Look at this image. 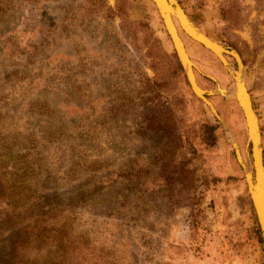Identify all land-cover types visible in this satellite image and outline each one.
Instances as JSON below:
<instances>
[{
  "label": "rangeland",
  "instance_id": "1",
  "mask_svg": "<svg viewBox=\"0 0 264 264\" xmlns=\"http://www.w3.org/2000/svg\"><path fill=\"white\" fill-rule=\"evenodd\" d=\"M178 1L239 55L264 164V0ZM174 21L218 117L152 0H0L3 238L56 264H264L237 60Z\"/></svg>",
  "mask_w": 264,
  "mask_h": 264
},
{
  "label": "water",
  "instance_id": "2",
  "mask_svg": "<svg viewBox=\"0 0 264 264\" xmlns=\"http://www.w3.org/2000/svg\"><path fill=\"white\" fill-rule=\"evenodd\" d=\"M153 4L155 5L159 16L161 17L163 24H166L165 27H169V24L167 23V21L169 20V17L171 15L175 16L180 25L184 28V32L190 36L189 38H193L198 40L199 42H201V44L204 47H209L210 50H212L213 52H215V54H219L216 50L214 46L211 45V41H209V37H205L201 35V32L199 31V27L196 26L197 31H190L189 29H187V26L183 23L181 16L179 14L180 12V3L178 0H152ZM170 10V13H169ZM201 30V29H200ZM169 32V37H171L172 41H173V47L175 50V53L177 55L178 61L180 63V65L182 66V68L184 69L185 73H186V65L184 64L183 60H182V56H181V52L183 51V48L180 45V42L176 36L175 32H172L170 30V27L168 29ZM182 50V51H181ZM227 52H231L228 49L225 50V54H228ZM243 66V63H242ZM226 67V66H225ZM227 68V67H226ZM239 69V66H238ZM187 76V75H186ZM188 79V77H187ZM188 82L190 84V87L193 89V93H195L196 95H198V93L194 90V87L192 86V84L190 83L189 79ZM191 89V90H192ZM194 94V95H195ZM195 95V96H196ZM211 94L210 92L205 93L204 98L207 99V97H209ZM198 97V96H196ZM199 99H201L211 110L212 112L215 114V116L218 117L216 111L213 109V107L211 106V104L209 102H205L203 100V98L198 97ZM208 100V99H207ZM236 100V99H235ZM236 102L241 105L242 110L246 116V120H247V128H248V133H249V137H248V144L251 148V171H246L245 170V179L247 182V186H249V196L255 211V215H256V219H257V223H258V227L262 236V241H263V245H264V187H262V182H263V175H262V165H261V155L259 154L258 148H257V139L255 136V132H254V125L250 123L249 117L246 114V109L245 107L242 105L240 100H236ZM221 121V120H220ZM222 122V121H221ZM222 124H224L222 122ZM235 150H236V145H234ZM263 155V153H262ZM236 156H237V150H236ZM238 159V157H237ZM241 166H243L240 163ZM244 168V166H243ZM248 172H250V176Z\"/></svg>",
  "mask_w": 264,
  "mask_h": 264
},
{
  "label": "bare ground",
  "instance_id": "3",
  "mask_svg": "<svg viewBox=\"0 0 264 264\" xmlns=\"http://www.w3.org/2000/svg\"><path fill=\"white\" fill-rule=\"evenodd\" d=\"M179 7L181 9L180 12H179V14L181 16V19H182L183 23L187 26V29H189L190 31H197L198 29L196 28L195 24L186 15V13L184 12V10L181 7V5ZM169 13H170V10H169ZM174 20H176L178 22L179 27L182 29L183 32H184V28L180 25L178 19L175 16L171 15L169 17V20L167 21V23L169 24L170 30L172 32H175L176 33V36H177V38H178V40L180 42V45L183 48V51L181 50L182 51L181 52V56H182V60H183L184 64L187 67L186 68V75H187L190 83L194 87V90L198 93V95H196L195 93L194 94L196 96L200 97V98H203V100L205 102H208V100L204 98V95H205L206 91L202 90L199 87V85L197 84V82H196L195 75H194V72H193L194 64L192 63V61L189 58V55H188L187 50L185 48V45H184V43H183V41H182V39L180 37V34H179V32H178V30H177V28L175 26V23H174L175 21ZM165 25L166 24H164V26ZM169 27H167V26L165 27L166 30H167V32H168ZM199 31L201 32V35L202 36H205V37L207 36L200 29H199ZM168 34H169V32H168ZM188 37H190V36H188ZM170 39H171V37H170ZM191 39L194 40V41H196L200 45H202L201 42H199L198 40L193 39V38H191ZM208 39H209V41H211V45L215 47L216 50H214V51H217L219 54L218 55L215 54V52H213L212 50H210L209 47H204L203 45L202 46L204 48H206L207 50H209L210 52H212L216 57H218L219 60L223 63V65L228 68L227 61L224 58V56H225V50L226 49L222 45H220L218 42L214 41L213 39H211V38H208ZM171 41H172V39H171ZM172 44H173V41H172ZM231 55L236 58L237 63H238V66H239V71L235 72L234 75H233L234 78H235V93H234V96H235V99L236 100H240L241 101L242 105L246 109V114L249 117L250 123L254 125V132H255L256 139H257V148H258L259 154L262 157L261 158V165H262V171H263L262 172V175H263V178H262L263 179L262 187H264V164H263V155H262L263 150H262V146H261V135H260V128H259L258 118H257V115L254 112V109H253V105H252V101H251V96L249 95L248 90H247V88L245 86V83H244V80H243V76H242V71H240L242 69V67H243L242 66V62H241V60L239 58V55L237 53L231 52ZM231 73L233 74V72H231ZM192 91H193V89H192ZM219 91L222 93V91H224V90L220 89ZM238 104H239V102H238ZM239 106H240V108L242 110V107H241L240 104H239ZM242 112H243V110H242ZM243 114H244V112H243ZM244 117H245V123H246V127H247V120H246L245 114H244ZM247 131H248V128H247ZM248 137H249V133H248ZM236 150H237L238 160L243 165L242 158H241V156L239 154V151L237 149V146H236ZM248 174H249V177H251L250 176L251 173L248 172ZM248 192H249V186H248Z\"/></svg>",
  "mask_w": 264,
  "mask_h": 264
},
{
  "label": "trees",
  "instance_id": "4",
  "mask_svg": "<svg viewBox=\"0 0 264 264\" xmlns=\"http://www.w3.org/2000/svg\"><path fill=\"white\" fill-rule=\"evenodd\" d=\"M225 12L226 11H224V13ZM220 42L221 44L226 45V42L223 39H220ZM178 65L181 68V65L180 64ZM212 141L215 142V139L213 138ZM1 193L4 194L5 192H4V189H2L1 191V188H0V194ZM4 225L5 224L3 222H0V246H2L1 250H3V252L0 253V264H56L54 263V260L52 259L64 258L63 255L56 256L55 253H51L48 251L47 252L41 251V250L34 251L28 246H25V244L21 242L20 240H18L17 242L14 241L12 236L3 238V236L6 237L5 234L7 233V231H9V230H6L7 228ZM29 230L30 229L27 226V227H23V231L20 232V234L22 235H19V236L22 237L23 241H25L24 240L25 237L29 238L32 236L30 235ZM257 231L259 232V230ZM259 239L260 241L262 240L261 237ZM33 255H35V257H33ZM60 264H65V261H62Z\"/></svg>",
  "mask_w": 264,
  "mask_h": 264
}]
</instances>
